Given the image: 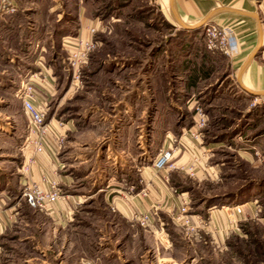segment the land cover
<instances>
[{
  "label": "rangeland",
  "instance_id": "obj_1",
  "mask_svg": "<svg viewBox=\"0 0 264 264\" xmlns=\"http://www.w3.org/2000/svg\"><path fill=\"white\" fill-rule=\"evenodd\" d=\"M6 1L0 0V20L4 18L8 25L2 27L0 22L4 38L1 42L5 43L2 45L5 48L6 44L13 47L10 51L7 48V52L0 48V140L11 137L13 126H26L27 116L18 89L23 82L19 71L34 72L31 70L36 69L37 63L33 60H37L43 63L41 75L48 74L52 81V92L41 107L46 112V120L51 117L79 121L86 117H124L129 123L130 154L140 151L148 162L153 161L151 157L159 147L157 142L164 128L175 129L183 123L193 129L195 104L202 105L208 115L207 124L200 129L201 136L195 143L202 145L211 141V155L204 157L198 152L188 162L178 164L185 166L192 161L194 173L176 168L184 173L180 176L191 196L192 210L205 209L213 194L235 189L247 179L260 181L264 175V131L261 129L264 109L258 110L254 117L247 115L248 111H253L247 109L250 100L233 95L234 88L228 84V59L206 49L203 30H199L190 43L188 38L191 39L196 30L166 20L157 7V0H125L122 5H130L121 9L114 7L113 0H88L101 25L91 27V34L87 36L76 34L74 27L60 35L54 28L56 21L52 20L59 13L61 21L56 25L65 21L71 25V18H66L75 0H39V3L14 0L16 4L9 6ZM46 4L56 5L52 18ZM6 8L10 12H5ZM78 34L92 38L96 44L80 69V77L75 80L67 60L69 46L63 40H72ZM125 102L130 103L127 108ZM155 112L158 115L152 123ZM233 125L239 128L235 135L230 129ZM152 127L156 130L150 136ZM68 140L66 154L73 161L68 165L71 167L76 161L77 147L74 141ZM105 140L98 142V147ZM6 144L9 145L7 151L18 148L15 140ZM238 150L249 153L252 161ZM17 155L18 152L3 157L18 159ZM170 168L167 166L158 172L168 174ZM197 168L199 173L196 174ZM87 181V178L79 179L78 186L91 192ZM23 184L12 192L25 198ZM90 201L84 205L81 214L85 216L80 219L91 221H71V246L67 255L59 256L50 251L45 238L42 242L31 240L29 226L22 231L12 227L3 234L0 232V264H264V194L256 195L259 205L256 213L244 218L242 207L240 211L235 208L242 219L238 218V213H233L231 205L229 208L220 204L211 206L213 210L222 207V213L228 218L219 229L211 225L208 215L198 214L193 223H197L199 217L205 219L199 240L186 233L183 229L186 223L175 217H185L183 205L172 207L176 221L170 229L175 242L169 248H164L161 242H169L161 224L150 227L151 214L159 211V207L133 210L132 224L127 227L126 221L108 216V212H114L113 206L102 203L101 199L96 201L100 208L95 215L99 217L93 221L94 207ZM141 212L149 216L145 224L135 218V214ZM126 228L134 229L133 237ZM166 253V258L160 257Z\"/></svg>",
  "mask_w": 264,
  "mask_h": 264
},
{
  "label": "crops",
  "instance_id": "obj_2",
  "mask_svg": "<svg viewBox=\"0 0 264 264\" xmlns=\"http://www.w3.org/2000/svg\"><path fill=\"white\" fill-rule=\"evenodd\" d=\"M37 1L39 3V0ZM73 2L74 4L69 7L70 12L66 18V20L71 18L73 22L71 25L66 24V21L62 22L60 27L67 31L70 28L72 31V27H74L76 34L90 35L92 28L96 25H101L99 18L92 11L88 0H75ZM156 2L157 7L162 11L166 20L173 24L182 25L187 29L196 30L195 33L192 32L191 39L190 37L188 38V40H191L190 43L193 41V37L195 39L198 31L203 30L202 23L205 21L214 20L219 23L224 24L225 22L232 25L235 39H237V45L233 52L224 54L218 50H209L217 51L228 59V70L230 72L228 84L234 88V96L242 99L247 97L250 100L247 109H253V111H248L247 115H253L254 117L258 110L261 108L263 110L264 0H157ZM6 3L8 6L16 4L14 0H7ZM129 5V3L124 6L120 5L118 9ZM55 6H51V4L46 6L49 9V13H51V18L56 14L52 13L55 11ZM5 12L10 11H7L6 8ZM50 16L48 19H50ZM3 19L0 20L2 27L3 24L7 23ZM53 19L52 21L59 23L61 16L58 13ZM2 27L0 25L1 29ZM67 31H62V34ZM2 40L4 38L0 33V48H4L5 52H7V48L10 51L9 49L13 46L6 44V48L3 47L2 45H5V43L1 42ZM24 49L26 50V47ZM33 61L37 63L35 64L36 69L31 71L44 72L43 63L37 60ZM27 64L25 63L26 66ZM28 71L29 69L27 71L25 69L24 71H19V75L22 77L21 80L29 78L32 72ZM42 75L46 79L44 82H36L34 91L35 101L40 107L43 106L52 92L51 77L48 74ZM129 102L131 103V101ZM129 102H125V108L129 106ZM157 115L156 112L153 114L152 123L154 118H157ZM48 122L51 130L43 139V149L36 153L37 160L31 165L27 173L24 172L23 166L26 163V157L32 153L33 144L25 137L26 126H13L14 128L11 129L13 131L11 132L12 138L6 137L0 140V154L1 152L8 153L0 156V232L2 234L5 230L12 227L17 231H22L24 227L29 226L32 232L30 234L31 240L42 242V239L45 238L50 251H54V254L59 256L60 254L67 255L71 246L69 235L71 221L75 219L77 223L91 221L80 219L85 216L81 214V211L85 207L87 200L93 201L90 202L94 209H92L93 207L90 208L94 214V221L96 217H99L95 213L100 208L96 201L101 199L102 203L105 204L107 202L113 206L114 212H108V216L113 215L116 220L119 218L122 221H126L128 223H126L127 227L132 224L130 223V214L133 210H149L153 206L159 207V211L151 214L150 227L152 229L155 225L161 224L162 231L168 237L169 242L165 243L160 240L164 248H169L175 242V236H173L170 226L176 220H173L171 208H179L183 205V208H185L183 215L185 217L188 216L193 222L198 214H203L200 211L191 209V196L188 193V188L184 187L183 184L185 183L180 176L184 174L183 172L178 171L176 168H170L167 176L165 173L162 175L156 170L152 161L144 160L145 158L141 156L142 152L138 151L130 154L129 123L125 121L124 117H86L81 121L72 118L62 120L51 117ZM183 129H185L184 132H182ZM230 129L233 135L239 132V128L235 125ZM261 129L264 131V126ZM155 130H151L150 136ZM191 130V127L183 123L179 124V127L175 129L164 128L163 135L157 142L159 147L157 150L155 149L151 158L154 159L157 156L160 148L172 145L176 146L173 162L177 165L181 162H188L198 152H202L201 154L204 157L210 156L209 151H212L213 148L212 142L209 141L208 143L197 145L195 140H199V138L194 139L191 135ZM60 137H62L61 141ZM69 138L74 141L77 147V152H75L76 159H74L76 161L71 167L68 165L73 161H70L66 154L70 145ZM103 139L107 141L105 140L104 144L98 147V142L103 141ZM147 139V144L150 145L151 138L148 136ZM12 140L17 143V150H5L9 147L6 143ZM101 148H103V151ZM238 151L246 159L252 161L249 153ZM17 152L19 153L17 155L18 159L11 157L8 160L3 157L11 155V153L15 155ZM197 172L199 173L198 168L196 169V174ZM42 173L48 175L49 180L54 179L56 181V188L62 194L46 202L44 208H32L20 193L15 195L12 191L20 189L27 177L38 181L44 187H49V182L42 180ZM175 175H177V178L174 177ZM84 178L88 179L87 186L91 187V192L78 186L79 179L83 180ZM142 187L148 189L146 194L141 192ZM261 190L262 188L254 186L249 192V196L243 201L223 204V206L229 208L231 205L233 213L236 214L238 212L235 211V205L240 204L245 218L251 215L252 212L256 213V210L259 209V205L255 200L256 195H259ZM85 196H90L91 199ZM249 197L252 198L249 199ZM209 208L206 209L204 215H208L211 225L217 226L218 229L222 226L224 227L228 218L222 213V207L214 210L213 207ZM238 215V218H241L240 213ZM175 224V227L179 226L177 222ZM183 227L186 233L192 234L196 240H199L200 236L198 237V234L203 229L202 227L205 226L200 223L192 231L186 225ZM125 230L133 237L134 229L130 228L129 230L126 228ZM167 256L168 254L166 253L160 257L166 258Z\"/></svg>",
  "mask_w": 264,
  "mask_h": 264
},
{
  "label": "built area",
  "instance_id": "obj_3",
  "mask_svg": "<svg viewBox=\"0 0 264 264\" xmlns=\"http://www.w3.org/2000/svg\"><path fill=\"white\" fill-rule=\"evenodd\" d=\"M203 24V40L205 47L209 50H218L224 54H231L237 45V39H235L234 30L229 23H219L214 20H208ZM64 44L68 45L67 60L71 69L72 78H79L80 69L86 62V58L89 53L94 50L95 44L90 37L78 34L71 39L63 40ZM44 75H41L40 71H34L29 75V78L23 80L22 88H19L22 94V109L27 116L26 123V139L32 142V153L26 157V163L24 164V172L27 173L32 164L37 160L36 153L43 149V139L49 134L51 126L48 120H46V112L35 101V89L36 82H44ZM39 80V81H38ZM76 80V79H75ZM36 81V82H35ZM195 124L191 130V135L194 138H200V129L207 124V112L202 105L195 104ZM185 129L182 130L184 132ZM176 139V138H174ZM62 137H60V141ZM175 145L166 146L160 148L157 156L153 159L152 163L157 171H164L167 166L171 168H185V170L194 173L195 164L189 163L188 165L178 166L173 162V154L175 151ZM42 180L49 182V187H43L38 181L26 178L23 184L22 192L25 196L26 202L32 207L44 208L46 202L51 201L54 198L61 196V192L56 188V181L48 178V175L42 173ZM167 176V173H165ZM147 189L142 187L141 192L146 194ZM236 209L240 211L241 205L237 204ZM185 210V208H183ZM147 213H136L135 218L142 224L148 220ZM176 219H180L183 223H186L188 229H194L198 224L205 219L198 218L197 223L188 217H182L176 215Z\"/></svg>",
  "mask_w": 264,
  "mask_h": 264
},
{
  "label": "trees",
  "instance_id": "obj_4",
  "mask_svg": "<svg viewBox=\"0 0 264 264\" xmlns=\"http://www.w3.org/2000/svg\"><path fill=\"white\" fill-rule=\"evenodd\" d=\"M122 1H125V0H113L114 7L117 8L118 6L122 5L123 4ZM56 24H58V23L54 24V28L58 34H61L62 31H67V30H64L63 28H61L59 25H56ZM228 134H230V132ZM183 185L185 188H187L185 184H183ZM254 186L262 188L260 195L264 194V177H262L260 179V181H258V182H254L253 180L247 179V181L245 183L239 184V186H237L235 189H230V191H226L225 193H221V194H213V196L211 198H208L209 201H210V199L212 200L211 203L206 204L205 209L200 208V209H198V211L205 214L206 209L211 207V206H214L217 204L223 205V204H230L231 202L243 201L246 197L249 196V192L251 191L252 187H254ZM263 211H264V209H263Z\"/></svg>",
  "mask_w": 264,
  "mask_h": 264
}]
</instances>
